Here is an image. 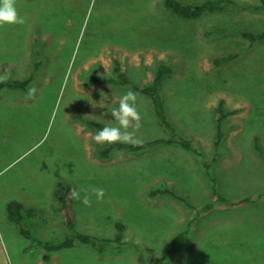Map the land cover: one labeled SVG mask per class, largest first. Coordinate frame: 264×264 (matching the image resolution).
<instances>
[{
    "label": "rangeland",
    "instance_id": "obj_1",
    "mask_svg": "<svg viewBox=\"0 0 264 264\" xmlns=\"http://www.w3.org/2000/svg\"><path fill=\"white\" fill-rule=\"evenodd\" d=\"M234 1L236 8L184 19L164 0H16L25 23L0 27V76L7 70L0 82L31 81L24 90L0 91V264H34L44 253L7 219L11 200L35 210L23 220L33 236L53 232L57 239L46 240L58 241L68 234L58 224L57 182L73 189L100 186L108 192L101 205L110 195L116 198V207L103 211L86 205L79 210L72 199L76 223L95 236L114 235L106 224H93L118 215L131 236L138 230L137 238L126 236L120 253L141 250L143 264H264V40L251 44L241 36L264 32V9L260 0ZM224 56L235 58L213 63ZM115 60L138 86L152 82L159 64L171 68L161 85L167 119L200 156L165 145L150 154L114 150V160L126 161L112 177L110 160L98 157L103 146L88 135L97 130L77 114L104 126L114 123L111 110L131 90L142 118L138 144L167 136L146 96L129 86L90 81L115 78ZM219 106L230 114L216 146ZM212 187L229 202H217ZM157 188L185 202L170 194L151 197ZM208 203L212 207L202 211ZM37 204L48 220L26 224L44 217L32 207ZM178 234L187 240L172 243ZM190 244L196 251H181Z\"/></svg>",
    "mask_w": 264,
    "mask_h": 264
},
{
    "label": "trees",
    "instance_id": "obj_2",
    "mask_svg": "<svg viewBox=\"0 0 264 264\" xmlns=\"http://www.w3.org/2000/svg\"><path fill=\"white\" fill-rule=\"evenodd\" d=\"M201 1V0H200ZM198 3H188L185 0H164L163 5L165 8L170 10L175 15L182 17L184 19H199L206 14L219 13L228 8H236L238 4L234 0H203ZM264 9V0H260ZM241 36L253 44L264 40V32L252 33L248 31H242ZM235 56H224L217 58L213 61L214 64H220L224 62L232 61ZM38 65L35 66V69ZM113 73L115 78L101 79L100 77H91V82H106L112 84H119L122 86H129L135 91L140 92L142 95L146 96L150 100V108L153 112L154 118L159 126H161L166 132L167 136L149 139L137 145L131 144H114V145H103V148L99 150L98 157L101 159L108 158L112 150H126L128 152H144L150 147H157L160 145H177L180 148L188 152H194L200 156V153L196 151L192 142L179 135L176 129L173 127L171 122L167 119L166 108L164 105V100L161 95V85L165 76L171 73V68L166 64H159L156 67V73L149 85L138 86L132 82L124 73L121 72L119 67V62L114 61ZM31 77L25 80H4L0 82V91L3 89L9 90H24L30 83ZM216 129V141L217 146L223 137L221 130V124L226 115L230 113L224 112L223 108L219 106L218 108ZM81 121H84L87 125L93 126L97 131L104 127L103 124L94 120H85L80 115H76ZM203 167L208 170L209 165L207 162L202 161ZM212 183L214 179H211ZM73 188L63 182L56 183V190L54 191V196L58 200L60 216L66 227L68 234L61 240L52 241L46 239H40L33 236L27 228L23 226V220L25 217H31L35 215V210L33 208H26L21 202L16 200H11L6 205L7 219L16 224L18 231L24 235L27 239H30L35 245L42 248L44 253L42 260L44 263L50 261L51 255L59 250L74 248L77 244H83L90 246L98 254H105L116 249H121L127 246L128 243L124 240V229L125 225L121 221L115 222L116 233L111 236H95L85 233H81L76 229V219L75 214L72 209L71 201V190ZM156 194H170L173 197L178 198L181 201L185 200L181 197L175 195L172 191L168 189H152L149 193L151 197ZM212 194L216 196V201L220 203H228L229 201L222 197L215 187H212ZM212 203H208L202 207V211H207L212 207ZM200 213L197 212L191 221H194ZM183 238L182 234L176 235L172 239V243H176Z\"/></svg>",
    "mask_w": 264,
    "mask_h": 264
},
{
    "label": "crops",
    "instance_id": "obj_3",
    "mask_svg": "<svg viewBox=\"0 0 264 264\" xmlns=\"http://www.w3.org/2000/svg\"><path fill=\"white\" fill-rule=\"evenodd\" d=\"M98 104H99L98 105V110H100V99H99ZM162 146H164V145H162ZM165 146H171L170 148H172V149L175 148V150L176 151H180L181 154H185L187 152V151H185L184 149L180 148L177 145H165ZM155 151L158 152L155 149V147H150V148L146 149L144 151V153H149L150 154V152H155ZM113 152H114V150H112L110 152L108 158L103 159V160H108V161L110 160L109 162H110V166L111 167L109 169H112L113 170L114 176H112V177H116L117 174H118V173H116V172H118V168H121L123 166L122 164H125L124 162L126 161V159H122L123 161L122 160H120V161L114 160V157H113V154L114 153ZM124 152H126L128 154H131L132 153V152H128L126 150ZM151 155H153V153H151ZM156 158H158V157H156ZM85 176H86V174H85ZM94 177L100 178L101 176L98 174V175H95ZM92 188H101V187L100 186H95V185H85V184H83L80 187H78L77 190H79L81 192V197H83L85 195V190H87V194L88 195L92 194V192H91V189ZM106 193H108V192H105L104 191V194H106ZM110 194L111 193H109V195ZM92 195H93V197H90L89 196L90 201L92 202V204H91V206H88L91 209H95V210H98V211H100V210L103 211V210H108V209H114L113 207H116L114 201H116L117 199L114 198V197H112L111 195L108 198V201L109 202H105L102 205H101L102 199H100L98 201L97 198H96V196L94 194H92ZM162 195H164V194H162ZM56 201H57V212H58L57 217L61 220V222L58 223V224L60 226V230H62V232L65 233V232H67V230H66V227L64 226V223H63V221L61 219V216H60V210H59L58 200L56 199ZM71 201H72V198H71ZM76 201L79 203V210L85 211L84 209H82V207H83L84 204L80 200H76ZM38 205L39 204H37V206ZM32 207H34L38 211H41L43 213V216L44 217H42V216L40 217L41 218V222L39 224H38L37 218L36 219H32L30 221H27L26 224L32 223V225H34V223H36V225L43 226L45 220L46 221L48 220L47 210L44 209L43 207H40V206L36 207V206L33 205ZM72 208H73V203H72ZM42 219H44V221ZM108 219H109V221H107ZM108 219H105L104 221L103 220H99L96 223H94L93 226H95V227H101L103 224H106L110 228V230H109L110 233L111 232L115 233V231H116V229H115V222L118 221L119 216L117 215L115 218H113L112 216H110ZM123 224L125 225V223H123ZM79 226H80L79 223H76V229L79 232L85 233V234H89V235H94L89 230H81L79 228ZM129 231L132 232V229L130 227H127L125 225V229H124V240L125 241H126L127 238L130 241V239H131L130 237L137 238V236H138V230L137 229H134L133 228L132 236L130 235ZM48 234L49 235H52V236H47ZM44 235H46V236H44ZM39 236L43 237V239H46L45 237H52V238L57 239V234H55L53 232L51 234L48 233V232H46V233L45 232H41ZM111 236H113V235H108L107 237H111ZM126 236H127V238H126ZM186 240L187 239H184V240H181V241H186ZM191 247H192V244H190L188 247H184L185 249H182L181 251L188 252L189 254L191 252L196 251V250H194ZM195 248H197V246H195ZM120 252H122V251H120L118 249V250H113L111 252H107V253L101 255V254H98L90 246L83 245V244H77L74 248L62 249V250H59V251L53 253L51 255L50 261L48 263H45V264H101L102 262H105V264L107 262H111V263H114V264H118L120 261L123 264H143V261L142 260L145 259V257H143V251H141V250H140V252L134 251L131 247H130V252H129L128 255H123ZM134 255H136V259L135 260L133 258ZM150 255H152V254H150ZM42 256H43V254L38 255L37 258L35 260H33L34 261V264H43L42 263ZM152 256H156V255H152ZM0 257L2 258L1 255H0ZM145 260L147 261V259H145ZM151 262L154 263V262H157V261L154 260V261H151Z\"/></svg>",
    "mask_w": 264,
    "mask_h": 264
},
{
    "label": "clouds",
    "instance_id": "obj_4",
    "mask_svg": "<svg viewBox=\"0 0 264 264\" xmlns=\"http://www.w3.org/2000/svg\"><path fill=\"white\" fill-rule=\"evenodd\" d=\"M24 23V17L17 10L16 0H0V27L5 25H23ZM6 76L7 70L5 69V75L0 76V80L5 79ZM35 92L36 89H30L27 98L32 99ZM137 100V93L131 90L120 96L118 107H114L111 110V117L114 123L107 122L102 129L94 133L89 132L88 135L92 141L101 146L117 143L137 145L140 141L136 136V132L141 127L142 119L137 108ZM91 192L96 196L98 201L104 196L102 188H92ZM70 195L72 199L80 200L84 205L91 206L87 190H85L83 197H81V192L77 189H72Z\"/></svg>",
    "mask_w": 264,
    "mask_h": 264
}]
</instances>
